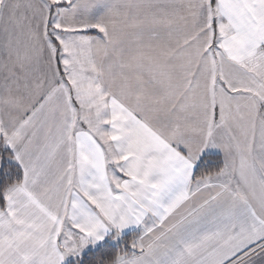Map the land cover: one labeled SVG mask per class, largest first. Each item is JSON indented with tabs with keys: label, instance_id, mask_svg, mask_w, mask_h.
Here are the masks:
<instances>
[{
	"label": "snow or ice",
	"instance_id": "snow-or-ice-1",
	"mask_svg": "<svg viewBox=\"0 0 264 264\" xmlns=\"http://www.w3.org/2000/svg\"><path fill=\"white\" fill-rule=\"evenodd\" d=\"M0 264H264V0H0Z\"/></svg>",
	"mask_w": 264,
	"mask_h": 264
}]
</instances>
